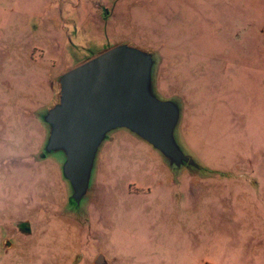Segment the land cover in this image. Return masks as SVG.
Returning <instances> with one entry per match:
<instances>
[{
  "label": "rangeland",
  "instance_id": "rangeland-1",
  "mask_svg": "<svg viewBox=\"0 0 264 264\" xmlns=\"http://www.w3.org/2000/svg\"><path fill=\"white\" fill-rule=\"evenodd\" d=\"M125 44L151 55L192 163L114 129L76 201L44 117L57 79ZM101 256L264 264V0H0V264Z\"/></svg>",
  "mask_w": 264,
  "mask_h": 264
},
{
  "label": "water",
  "instance_id": "water-1",
  "mask_svg": "<svg viewBox=\"0 0 264 264\" xmlns=\"http://www.w3.org/2000/svg\"><path fill=\"white\" fill-rule=\"evenodd\" d=\"M153 60L144 49L116 46L63 74L58 101L44 117L46 151H62L64 178L79 201L87 191L96 151L107 132L124 128L176 166L192 163L176 145L179 111L152 93Z\"/></svg>",
  "mask_w": 264,
  "mask_h": 264
},
{
  "label": "crops",
  "instance_id": "crops-1",
  "mask_svg": "<svg viewBox=\"0 0 264 264\" xmlns=\"http://www.w3.org/2000/svg\"><path fill=\"white\" fill-rule=\"evenodd\" d=\"M58 80V79H57ZM57 80H56V83H57ZM151 81H152V84H151V89H152V87H153V80L151 79ZM141 191V190H140ZM143 191V190H142ZM167 250H168V253H169V251H170V248H167ZM189 253V260H192L193 261V254L191 253V252H188ZM172 254H176V255H185V254H187V253H185V252H182V249H180V248H178L176 251H173L172 252ZM101 262H103V258H102V256L98 259V261H97V264L98 263H101ZM213 264H224V263H220V262H214Z\"/></svg>",
  "mask_w": 264,
  "mask_h": 264
}]
</instances>
